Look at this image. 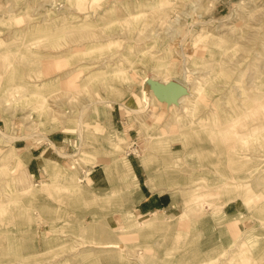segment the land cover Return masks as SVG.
<instances>
[{
  "label": "rangeland",
  "instance_id": "1",
  "mask_svg": "<svg viewBox=\"0 0 264 264\" xmlns=\"http://www.w3.org/2000/svg\"><path fill=\"white\" fill-rule=\"evenodd\" d=\"M0 264H264V0H0Z\"/></svg>",
  "mask_w": 264,
  "mask_h": 264
},
{
  "label": "water",
  "instance_id": "2",
  "mask_svg": "<svg viewBox=\"0 0 264 264\" xmlns=\"http://www.w3.org/2000/svg\"><path fill=\"white\" fill-rule=\"evenodd\" d=\"M152 93L158 101L169 104L183 96L186 93V87L182 83L172 79L164 84L154 83Z\"/></svg>",
  "mask_w": 264,
  "mask_h": 264
},
{
  "label": "crops",
  "instance_id": "3",
  "mask_svg": "<svg viewBox=\"0 0 264 264\" xmlns=\"http://www.w3.org/2000/svg\"><path fill=\"white\" fill-rule=\"evenodd\" d=\"M138 191L140 194V200L137 202V205L141 207L144 212L147 210H157L159 208H163L168 205L169 202L168 194H165L163 192L158 193L155 191H151L148 188H145L144 186H143V190L139 188Z\"/></svg>",
  "mask_w": 264,
  "mask_h": 264
},
{
  "label": "bare ground",
  "instance_id": "4",
  "mask_svg": "<svg viewBox=\"0 0 264 264\" xmlns=\"http://www.w3.org/2000/svg\"><path fill=\"white\" fill-rule=\"evenodd\" d=\"M181 99V98H180Z\"/></svg>",
  "mask_w": 264,
  "mask_h": 264
}]
</instances>
